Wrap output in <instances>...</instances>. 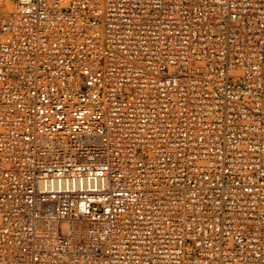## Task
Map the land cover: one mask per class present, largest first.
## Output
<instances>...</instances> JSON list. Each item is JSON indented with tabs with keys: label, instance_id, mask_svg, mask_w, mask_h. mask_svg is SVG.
Here are the masks:
<instances>
[{
	"label": "built area",
	"instance_id": "2783aa9c",
	"mask_svg": "<svg viewBox=\"0 0 264 264\" xmlns=\"http://www.w3.org/2000/svg\"><path fill=\"white\" fill-rule=\"evenodd\" d=\"M0 264H264V0H0Z\"/></svg>",
	"mask_w": 264,
	"mask_h": 264
}]
</instances>
